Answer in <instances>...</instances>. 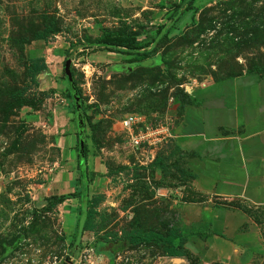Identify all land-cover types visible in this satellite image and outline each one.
<instances>
[{"label":"rangeland","instance_id":"rangeland-1","mask_svg":"<svg viewBox=\"0 0 264 264\" xmlns=\"http://www.w3.org/2000/svg\"><path fill=\"white\" fill-rule=\"evenodd\" d=\"M189 1L0 0V264H264V169L223 180L234 144L264 151L251 109L264 100V0ZM123 36L134 49L114 46ZM33 57L48 63L38 84ZM68 58L86 116L68 109ZM220 114L230 123L210 129ZM133 115L173 137L134 148ZM80 118L89 197L101 196L85 212L54 199L78 179ZM171 230L170 243L142 239Z\"/></svg>","mask_w":264,"mask_h":264},{"label":"trees","instance_id":"trees-1","mask_svg":"<svg viewBox=\"0 0 264 264\" xmlns=\"http://www.w3.org/2000/svg\"><path fill=\"white\" fill-rule=\"evenodd\" d=\"M195 0H190L188 3L192 4ZM183 7V3L181 4H175V11H174V18L176 20H178L180 18V14H181V10ZM38 40H45V34H39L37 36ZM137 39L135 37H119L117 40L114 41V46L116 47H125L128 49H134L135 45H136ZM57 53L60 56H66L68 55V51H57ZM29 64L28 67L26 69L28 76L30 77V80L35 83L38 84V79L37 77L42 74L45 71H48V63L47 60L45 59V57H33L30 58L28 60ZM65 79H66V83L69 84V82H67V77L65 75ZM74 84L76 86V82L74 80ZM68 89V93L67 96L68 98L71 100L70 105H69V109L71 107V109L69 110L71 113L78 115V111L76 106L74 105V102H76L75 100V94L78 92L77 86L75 89H72L71 83L70 85L67 87ZM77 95L79 96V92L77 93ZM81 96V95H80ZM81 99V97H80ZM81 103V102H80ZM76 110V111H75ZM80 111L82 112L83 116H86V109L85 106L83 104H81V109ZM77 139H78V154H77V171H78V179H76L71 185V193H70V197H68L67 195H61V196H56L54 197L56 203H63L64 201H66L67 199H80L81 202L83 203V205L88 206V204H91L92 207L94 208L96 205H98L100 203L101 200V196L100 195H93L92 197H89V185L91 184V178L89 177L88 174V165H87V145L84 141V150L83 152L81 151V147L80 144L83 142L79 132H77ZM81 207V205L78 207L79 210H83V206ZM88 210V207L86 208ZM91 218H92V211L89 212V218L87 221H84V226H83V232L87 231L90 229V222H91ZM80 227V226H79ZM177 232V231H176ZM174 235V231L171 230L168 232L167 236H164L162 234L159 233H150L148 234L145 238V240H160L163 242H167L170 243L172 238ZM137 240V239H135ZM183 241L185 240V237H183L182 239ZM165 252L167 254V256L169 257H181L184 255V251L178 247H176L175 245H165Z\"/></svg>","mask_w":264,"mask_h":264},{"label":"crops","instance_id":"crops-1","mask_svg":"<svg viewBox=\"0 0 264 264\" xmlns=\"http://www.w3.org/2000/svg\"><path fill=\"white\" fill-rule=\"evenodd\" d=\"M47 72V71H45ZM223 101V104L227 101V99L225 97H220ZM236 102V99H235ZM219 105L221 106L222 103L219 101L218 102ZM251 104H252V112L253 115L255 116L253 118V120L256 122V124L260 125V129L262 131H264V100H260L258 98V96L254 97L253 99H251ZM217 106V105H216ZM225 106V104H224ZM222 106V107H224ZM238 107H242L241 104L238 105ZM256 108V109H254ZM69 109V108H68ZM221 110V109H220ZM222 113V112H221ZM242 113H238V109H234V111L232 112V117L234 120V126H237L240 122H242L243 119H241ZM241 117V118H240ZM231 120V115H228L225 118H222L221 114H220V118H217L216 116L211 118V121L209 123L210 129H215L218 128V126L222 125V124H228L230 123L229 121ZM259 129V127H258ZM214 133V132H211ZM260 132H258V137L262 136L259 135ZM258 137H253L256 141H259ZM263 140V139H262ZM78 141V139H77ZM264 141V140H263ZM73 143V140H72ZM234 152H233V161H230V166L229 164L227 166H225V172H226V176L223 178L224 182H230V180H234L236 182H239L240 185H242V174L243 172H249V170L253 167V166H248V165H254L255 169H264V151L260 152L259 149L255 148L254 153L250 154V156H243V153L237 149L236 144H234ZM262 146H264V143H262ZM230 170H232V172L234 173V175H228L227 172H230ZM244 180V177H243ZM72 186V185H71ZM77 199V198H75ZM80 200V199H79Z\"/></svg>","mask_w":264,"mask_h":264},{"label":"built area","instance_id":"built-area-1","mask_svg":"<svg viewBox=\"0 0 264 264\" xmlns=\"http://www.w3.org/2000/svg\"><path fill=\"white\" fill-rule=\"evenodd\" d=\"M122 125L129 132L131 146L137 149L162 147L173 137L169 123H148L137 115L125 119Z\"/></svg>","mask_w":264,"mask_h":264},{"label":"water","instance_id":"water-1","mask_svg":"<svg viewBox=\"0 0 264 264\" xmlns=\"http://www.w3.org/2000/svg\"><path fill=\"white\" fill-rule=\"evenodd\" d=\"M65 74H66V77L68 78V81L71 83L72 89H75L76 86L74 84V75H73L72 68H71V60L69 58L66 59V61H65ZM75 100L77 103V106H76L77 110L80 111V109H81V105L79 104L80 98L77 96V93L75 94ZM83 133H85L84 121L82 118H80V120H79V135L83 141L80 144L82 152H83L84 146H85L84 139H83V137H84ZM86 208H87V206L84 205V207H83L84 211L83 212L86 211ZM83 226H84V219H81L80 227H79V233H78V237H77L76 243H75L76 246H79L81 243V239H82V235H83ZM64 264H71V261L69 259H67V261Z\"/></svg>","mask_w":264,"mask_h":264}]
</instances>
